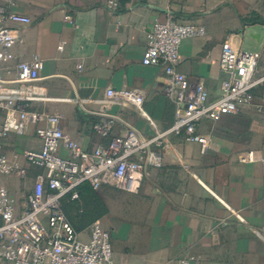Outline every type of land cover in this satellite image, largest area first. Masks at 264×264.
I'll return each instance as SVG.
<instances>
[{
  "label": "crops",
  "instance_id": "0c3cea01",
  "mask_svg": "<svg viewBox=\"0 0 264 264\" xmlns=\"http://www.w3.org/2000/svg\"><path fill=\"white\" fill-rule=\"evenodd\" d=\"M105 2L14 0L9 9L32 19L17 31V61L44 62L38 88L50 100L33 108L62 116L64 132L85 150L105 147L130 128L150 139L174 123L177 106L166 95L163 69L143 65L156 20L206 29L204 37L183 43L178 68L190 82L204 83L211 101L221 96L228 79L220 65L227 41L244 50L245 39L252 37L255 50L249 52L261 54L257 75H264V0H125L116 13ZM5 20L0 15V26ZM111 88L144 94L142 111L132 105L103 111L100 102ZM103 112L118 119L109 137L95 130ZM198 132L210 139L206 153L199 144L171 136L167 148L157 149L162 167L145 171L140 190L119 189L114 195L115 207L103 225L111 233L115 264H177L189 257L196 259L193 264H264V162H241L247 152L264 159V85L254 91L252 105L217 122L204 120ZM2 150L26 166L23 152L41 151L42 142L32 128L26 135L12 134ZM39 172L31 170V186ZM0 182L22 213L24 183L6 177ZM215 231L222 241L218 247L212 245Z\"/></svg>",
  "mask_w": 264,
  "mask_h": 264
},
{
  "label": "built area",
  "instance_id": "2783aa9c",
  "mask_svg": "<svg viewBox=\"0 0 264 264\" xmlns=\"http://www.w3.org/2000/svg\"><path fill=\"white\" fill-rule=\"evenodd\" d=\"M124 1L106 0L104 6L116 13L123 9ZM13 6L14 0H0V15L6 19L0 26V178H17L24 183L26 207L18 213L9 188L0 182V264H115L111 233L103 223L94 222L88 238L83 240L65 215L63 201L79 199L84 185L97 191L115 187L137 193L145 171L162 167L157 149L167 148L171 136L199 144L206 153L210 139L198 132L199 124L204 120L217 122L253 104L254 91L264 85V75H257L261 54L235 48L229 41L224 43L220 65L228 79L222 84L221 96L211 101L205 84L190 82L178 68L183 43L204 37L206 29L173 19L156 20L148 32L143 65L163 69L168 81L166 95L177 106L174 123L150 139L130 128L125 135L112 137L107 146L88 151L64 132L62 116L33 108L35 103L50 100L38 88L44 62L39 57L17 61L14 49L21 42L17 31L31 25L32 19L10 13ZM64 20L74 24L70 15ZM12 63L14 66L10 67ZM12 73L14 77L10 76ZM145 100L139 91L111 88L100 104L103 111L113 105H132L142 111ZM103 114L95 130L109 137L118 119ZM32 128L42 142V150L23 152L24 166L18 156L11 160L3 152L2 143L12 134L26 135ZM62 150L68 156H63ZM241 162L264 159L247 152ZM32 169L40 172L31 186L28 179ZM238 218L242 220L239 215ZM211 239L214 247L222 244L217 231L211 233ZM195 260L183 258L177 264H193Z\"/></svg>",
  "mask_w": 264,
  "mask_h": 264
},
{
  "label": "rangeland",
  "instance_id": "374dc122",
  "mask_svg": "<svg viewBox=\"0 0 264 264\" xmlns=\"http://www.w3.org/2000/svg\"><path fill=\"white\" fill-rule=\"evenodd\" d=\"M243 49L246 51L255 50L252 37L248 36L245 39ZM119 191L113 188L104 189L96 191L95 195L87 194L81 196L77 202L66 204L67 217L83 240L87 239L88 236L84 237L83 235L89 233V229L94 222L101 221L103 223L105 210L114 209L116 203L114 195L119 194ZM21 192L25 194V189L22 188Z\"/></svg>",
  "mask_w": 264,
  "mask_h": 264
},
{
  "label": "trees",
  "instance_id": "16d2710c",
  "mask_svg": "<svg viewBox=\"0 0 264 264\" xmlns=\"http://www.w3.org/2000/svg\"><path fill=\"white\" fill-rule=\"evenodd\" d=\"M112 187H106V188H104V189H111ZM114 188V187H113ZM104 189H101V190H104ZM114 189H117V190H119L118 188H114ZM101 190H99V191H101ZM96 191L97 190H94L90 185H84V186H82L81 188H80V190H79V199H77V200H75V201H72L70 198H66L64 201H63V210H64V212H65V215L67 216V213H66V204H69V203H72V202H77L78 200H80V197L82 196H84V195H95L96 194ZM106 212H105V214H104V216L109 212L108 210H105ZM68 218V217H67ZM69 220V219H68ZM69 222L71 223V221L69 220ZM72 224V223H71ZM73 225V224H72ZM73 227L75 228V226L73 225ZM76 229V228H75ZM77 231V230H76Z\"/></svg>",
  "mask_w": 264,
  "mask_h": 264
}]
</instances>
